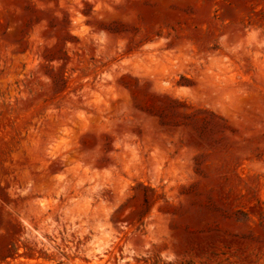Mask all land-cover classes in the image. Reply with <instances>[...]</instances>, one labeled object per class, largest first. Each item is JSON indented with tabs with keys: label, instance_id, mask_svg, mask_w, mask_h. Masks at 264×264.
I'll return each mask as SVG.
<instances>
[{
	"label": "rangeland",
	"instance_id": "1",
	"mask_svg": "<svg viewBox=\"0 0 264 264\" xmlns=\"http://www.w3.org/2000/svg\"><path fill=\"white\" fill-rule=\"evenodd\" d=\"M0 264H264V0H0Z\"/></svg>",
	"mask_w": 264,
	"mask_h": 264
}]
</instances>
